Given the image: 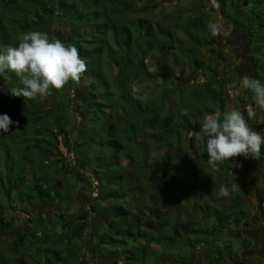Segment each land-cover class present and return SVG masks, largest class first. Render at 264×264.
Returning a JSON list of instances; mask_svg holds the SVG:
<instances>
[{
  "label": "trees",
  "instance_id": "obj_1",
  "mask_svg": "<svg viewBox=\"0 0 264 264\" xmlns=\"http://www.w3.org/2000/svg\"><path fill=\"white\" fill-rule=\"evenodd\" d=\"M214 1L213 12L217 11L219 15L229 19L230 24L246 32L249 41L255 40L264 45V0ZM0 4L8 11L7 16L0 12V38L5 39L8 46H16L21 34L33 30L45 32L50 38L62 39L53 22L60 21L66 26L71 35L69 43L78 49L80 58L89 64L82 77H89V92L81 102L82 106L79 107L81 112L76 117L71 109L68 110L77 120H86L91 116L89 113L97 112L101 118L104 117L107 120L106 124L109 122L112 133L106 136V139L110 138L111 140L103 145L105 147L101 146L104 154L101 155L99 152L92 158L86 156L84 160L79 161L77 156H80L81 142L77 141L75 137H71V131H66L64 125L67 123H63V120L67 119L65 116L58 115L56 119H50L51 125L55 122L53 131H48L46 125L43 128L38 127L37 131L41 134L44 131L48 132V135L52 134V139L56 144L59 143L60 136V142L66 152H69L73 144L76 143L78 147L74 151V164L84 170L88 163L100 165L102 168L101 163H106L110 167L113 165V161H116L117 179L125 180V182L113 180V186L101 189L99 193L103 195L97 193L95 204L90 202L94 208L89 205V209L67 216L64 215V212H59V222L49 219L53 226L58 225L62 231L60 234H56L57 241L61 242L63 246L70 240L82 241L84 244L86 241L84 233L89 228L91 249L96 250L100 255L107 256L113 264H118V261L120 264H148L147 261L155 253L161 252L153 250L152 242L167 249L170 253L168 255L173 261H178L181 264L196 263L195 261L200 257V244L205 246V254L209 256L208 263L210 264H225L234 257L231 241L226 243L222 236H226L224 229L226 231L231 229L228 223L229 218H233V226L238 233H246L249 230L248 220L243 219L242 200L238 198L240 193H247L241 186H238L236 191L231 192L228 197H216L215 202L220 201L221 203H218L222 205L221 207H216L213 203L195 204V212L200 219L213 221V228L211 226L209 230L202 229L197 219L189 220L187 212L179 206L182 200L189 201L187 195L195 194L198 189L195 186L197 164L204 168L203 175L208 179H214L210 170L216 171L217 168L221 169L224 166L220 164L213 169V166L208 163L205 142L203 140L194 142L195 137L187 139L185 134L187 125L193 127L190 118L192 116L196 118L199 115V105L202 102H211L221 111L228 107L225 78L216 77L217 74L210 72L208 79L204 82V87L211 93H208L206 89L199 90L197 83H193L191 86L193 89L191 91L192 98L186 102L188 107L185 108V110L190 109L189 112L181 106H175L170 100L166 102L164 99L166 94L163 96L152 95L148 101L139 99L132 94L129 86L132 80L153 81L158 78L159 71L170 79L174 72L170 67V60L167 58L169 55L175 56V60L172 61L174 68L178 65L180 68L187 65L192 71L196 68H203L204 64L198 57L200 54L198 38L201 40L204 39V36H196L195 32L206 34L202 44L210 46L208 50L210 53L215 52L214 44L218 35L217 32L215 35L211 32V26L214 24L206 21L205 13L183 18L180 13L175 12L173 16L164 15L161 17V21L152 22L147 18H128V14L135 7L132 0H0ZM87 27L90 29L86 32ZM12 30L15 31L12 32ZM180 33L183 35L180 36ZM170 46H178L176 48L178 53L177 51L173 52ZM261 54L263 57L259 58L258 53V56L252 60L255 66L253 78L264 83V50ZM134 57L139 62L129 63L128 61ZM149 59L154 60L155 71L147 70L144 61ZM260 61H262L263 67ZM118 66L119 71L114 75L113 70ZM13 75L14 78H17L15 73ZM69 84L72 85V83ZM214 85L217 87L216 89L213 88ZM75 87H82L81 82ZM212 92L215 93L213 96ZM60 93L55 90L50 96H54L62 105L68 107L69 100L59 99ZM250 93L251 99L249 100L247 95L248 97L242 101L240 108L246 119L248 117L245 106L248 103H255L252 99L253 93ZM241 97L243 98L244 95ZM3 105L4 114L19 122L25 117L36 115L37 118L41 114L34 108L31 100L11 96V88L5 92ZM182 110L184 112H181ZM45 116L49 117V114ZM89 121L94 125L93 128L97 129L102 122L98 117L89 119ZM253 121L248 120L250 123ZM21 126L19 129H22ZM133 129L137 136L135 144L129 139L128 132ZM96 132L97 130L94 131V133ZM260 133L264 136V129ZM45 140L49 141V139ZM109 148L108 152L106 149L109 150ZM76 152H78L77 155ZM91 152L94 153V151ZM111 156L116 160H113ZM123 159H127L126 164L123 163ZM254 159L260 166L264 165V146L261 148L260 158ZM65 164L63 163L59 168L69 172L64 166ZM55 167L54 171H57V165ZM72 171L73 169L69 173ZM92 173L94 178H98L95 179L99 181H97L98 183L108 184L110 177L108 178L106 173L103 174L99 166H97V170L92 169ZM24 178L22 175H15L14 181L17 186L10 188L9 193L12 190L15 191L18 185L22 187ZM53 178V182L47 184L48 186H43L41 183L33 184V194H26L32 209L38 210L41 205L56 199L60 201L57 209L61 211L64 204H69L72 201L73 198L64 192L66 188L63 180L59 177V171ZM144 181L148 184L147 186ZM164 192L173 194V199L170 197L172 204L169 206L164 204L161 207L162 193ZM175 193H177L176 196ZM23 194L25 193L19 192L20 198H23ZM5 196L7 197L8 194ZM35 196L37 198L34 199ZM225 198L229 199V201H225L228 206L225 205L226 203H222L223 199L226 200ZM108 204H110L109 207H107ZM257 204L260 213L264 214L262 207L264 197H260ZM168 207L170 211L167 209ZM2 209L3 206H0V211ZM7 210L9 211V209ZM4 215L0 213V223L4 231H9L13 224L8 219V214H6L7 218ZM41 217L43 218L40 215ZM103 222L107 224L106 231L110 230L113 233L108 234L109 237L106 239L100 238L104 240L101 249L100 244L92 238L95 230L98 237L107 235V232L100 233L97 229V226L101 227L98 224ZM216 231H218L217 235H214L211 240L206 239V235L212 236L211 234ZM49 234L51 233L44 232L42 238H39L34 233L31 237L39 238L41 243L49 239ZM218 234L222 239L218 238ZM25 236V234H19L20 242L16 243L19 248L24 247ZM141 238L144 239V243L140 242ZM240 238L244 243L243 246L247 249L251 241L246 235ZM181 239L182 242H180ZM220 241L224 249H220L219 245L216 246L215 242L219 243ZM129 243L131 246H128ZM38 248L39 250L36 249V251L42 255L52 252L56 261H64V257L49 245H41ZM80 259V263H85L82 258ZM12 260L11 264L29 263L22 255L14 256ZM255 260L251 256H246L236 263L261 264ZM9 261L0 255V262L8 264ZM56 261L47 260L42 264H55ZM36 263L41 264L40 261H36Z\"/></svg>",
  "mask_w": 264,
  "mask_h": 264
},
{
  "label": "rangeland",
  "instance_id": "obj_2",
  "mask_svg": "<svg viewBox=\"0 0 264 264\" xmlns=\"http://www.w3.org/2000/svg\"><path fill=\"white\" fill-rule=\"evenodd\" d=\"M132 3L135 7L133 8L134 10L128 14V18L130 19L141 17L155 22L161 21V17L164 15L173 16L175 12L180 13L183 18L194 16L198 13H205L207 17L206 21L210 24L213 23L217 29L216 32L218 33L216 43L214 44V47L216 48L214 51L216 53H210L208 51L210 46L207 44H202L204 43L203 41L205 40L206 34L199 31L195 32L196 36H204V39L199 40L200 38H198V50L200 52L198 57L204 64V67H208L207 69L203 67L200 69L196 68L192 71L187 65L183 66V68H180V65L174 68L172 61L175 60V56L169 55L167 58H169L170 67L173 68L174 72L171 78L169 79L166 74L159 71L158 78L153 81H130L129 86L132 90V94L135 97L144 101H148L152 95L155 96L158 94L163 96L166 94L164 97L166 102L167 100H170L175 106H181L185 110V108L188 107L186 102L192 98L191 91L193 89L191 86L193 83H197L199 90H205L206 88L204 87V82L206 79H208L210 72L211 74L214 72L217 74L216 77L225 78V94L227 105L236 106L240 110L242 101L251 95L250 91H241L239 93L236 91L239 88L240 78L244 75L254 77L255 66L252 60L258 56V53L259 58L263 57L261 54L264 50L263 44L257 43L255 40L249 41L246 32H244L241 28L230 24V20L219 15L217 11L213 12L215 6L214 0H132ZM0 12L4 16H7L8 11L4 6H2V4H0ZM53 23L57 28L56 31L59 36L66 43H69L71 40V35L66 26L60 21ZM89 29L90 27H87L85 29L86 32L89 31ZM14 31L15 30H12V32ZM182 35L183 33H180V36ZM7 44L8 43L5 39L0 38V50H2L5 46H8ZM170 48L173 50V52L177 51L178 53V50L176 49L178 46H170ZM154 54L156 55V52H154ZM135 61L139 62L135 57L128 62L133 63ZM144 62L147 65V70H156L153 65L154 60L151 61L149 59ZM260 64L262 65V61H260ZM87 65L89 64L87 63ZM118 71L119 66L114 68L113 74H117ZM9 76L11 77L10 80H4L2 77H0V115H4L5 113L3 110V104L6 90L15 86H21L19 85L18 77L14 78L13 73H9ZM88 79L89 77H84L81 79L82 87L80 88L75 87V84H68L63 90L60 91L61 97H59V99L62 98L63 100H69V108L67 105H62L58 100H56L57 98H54V96L49 95L43 99L37 97L32 99L31 102L34 105V108L41 112L39 117L36 118V115L29 116L25 117L24 120L19 122L9 116L12 121L17 123L12 126L10 131L0 133V206H3V209L0 211V213L5 214L4 216L8 214V219L11 220L13 224L9 231H4L0 223V255L10 260L8 264H11L13 261L12 258L14 256L17 257V255L24 256V258H26L29 262L28 264H37L36 261H40L41 264L47 260L56 261L52 252L46 254L43 253L42 255V253L36 251V249L39 250L38 247L41 245H49L52 248H55L57 253L64 257L63 262L56 261L55 264H113L107 256L100 255L96 250L91 249L92 243L90 239L89 228H87L84 233V236L86 237L84 244L82 241L70 240L68 244L65 243L63 246L61 242L57 241L56 236V234H60L62 232L60 227L58 225H56L57 227L53 226L49 221V219H53L56 222H59V212H64V215L67 216L71 213L77 214L80 211L89 209V205L93 207L98 194L103 195L99 193L101 189L113 186L112 184L114 181L125 182V180L117 179L118 173L115 171L117 170L118 166L116 167V161H113L114 163L112 162L113 165L110 167H108L106 163H101L102 168L100 165L88 163V166H86V169L84 170L74 164V151L78 147L76 143L73 144L72 149L69 152H66L65 148L60 142V136L58 139L59 143L56 144L55 140L52 139V134L48 135V132L46 131L42 132L41 134L39 131H37L38 127L43 128L45 125L46 128L49 129L48 131H53L55 128V122L53 125H51L50 119H56L58 115L65 116L67 119L63 120V123H67L64 125L66 126V131H71V137H75L77 141L81 142L79 148L80 156H77V160H84L86 156H90V158H92V156L99 154V152L101 155L104 154L101 146L105 145L106 142L111 140L110 138L106 139V136L112 133V130H110L111 128L109 127V122L106 124L107 120L104 119V117L101 118L100 114H97V112L89 113L91 116L86 120L80 119V121L79 119L77 120V118H74V116L77 117L78 114H80L81 111L79 107L82 106L81 102L84 100V97L88 96ZM213 88L216 89L217 87L214 85ZM54 91V89L50 90L51 93H54ZM206 91L211 93L207 89ZM214 92H212V96L215 94ZM241 95H244V97L242 98ZM250 99L251 98L249 96V100ZM76 106H78L77 109ZM250 107L255 110L256 119L252 123L248 121L247 122L254 131L260 133L261 130L264 129V110H261L259 107H257L255 103H248L245 106V110H248ZM68 109L73 111L74 116L71 115V111ZM215 109H217L215 104L211 102H202V104L199 105V115L196 118L194 116L190 118V122L193 124V127H189L188 125L186 126L185 138H189V130L199 131V124L202 122L204 116L211 113ZM184 110L181 112H184ZM185 111L189 112L190 109ZM47 114H49V117L45 116ZM97 117L102 121L101 126L98 129L95 127L93 128L94 125H92V123L89 121V119L92 120L96 119ZM18 123H21L22 126ZM18 125L21 126L22 129H19L20 127ZM17 126L18 129H16ZM96 130L97 132L94 133ZM128 132L130 136L129 139H131V141H133L135 144L137 136L135 135L134 129ZM45 139H49V141ZM199 141L200 140H197L196 138L194 139V142ZM150 149L153 150V148ZM106 150L109 152L110 148L109 150ZM91 151H94V153ZM89 152L91 153L89 154ZM77 153L78 152H76V155ZM112 158L113 160H116L114 157ZM63 163L67 164L64 166L69 170V172L71 169H73V171L69 173L67 170H62V168H59L60 166L62 167ZM123 163L126 164L127 159H123ZM222 164L224 166L221 169L217 168L216 171L210 170V174H212L214 179H208L206 176H204L202 172L204 168L197 164L198 169L195 186L198 189L195 194H188L187 199L189 201L182 200L181 205L179 206L183 209V211L187 212L189 215V220L193 221L197 219L202 229L209 230L211 226L213 228V221H211V223L209 220L204 221L200 219L199 215H196L195 204L199 203L202 205L204 203H213L214 206L221 207L222 205L218 203L220 201L217 203L215 202L217 199L216 197L221 198V196L218 195L220 186L225 185L231 187L232 184L237 183L238 186H241L243 190L247 192L246 194L240 193L238 198L242 200L241 206L243 209V219L248 220L250 227L246 233H238L235 226H233V218H229L228 223L231 226V229L228 231L224 229L226 236L224 235L222 237L226 243H230L231 241V247L235 256L230 258L227 262H225V264H237L236 262L239 259H242L246 256H251L254 258V260L256 259V262L264 264V214H262V212L260 213L257 204V200L260 197H264V165L260 166L251 156L247 158L240 156L233 161L227 160ZM55 165L58 167L57 171H54L56 169ZM97 166H99L100 171L103 174L106 173L108 178L110 177L108 179L109 185H105L104 183L100 184L98 183V180H95L98 178H94L92 169L97 170ZM213 169L215 168L213 167ZM58 171L59 177L63 180V184L66 188L64 192L65 194L68 193L69 196L73 198L72 201H70L69 204H64L61 211H59L57 206L60 204V201H57L53 196L55 200L41 205L38 210L32 209L31 205L29 204L30 200L26 194H33L32 186L35 183H41L43 186H48L53 182V177L58 174ZM205 173L207 174V172ZM15 175H22L25 177L24 185L22 187H19L18 185L15 191L12 190L9 193L10 188L17 186L15 185L14 181ZM104 181L107 182V180ZM144 184L145 186L148 185L145 181ZM19 192L25 193L23 194V198H20ZM7 194L8 196L6 197L5 195ZM172 195L173 194L166 192L162 193L163 200L161 202V207L164 206V204L167 206L172 204L170 202V197L172 198ZM174 195L176 196L177 193ZM35 198L37 197L35 196L34 199ZM225 199L226 200L223 199L222 203H226L225 205L228 206V203L225 201H229V199ZM90 202H93V204ZM123 202H125V200H123ZM110 204H108L107 207H109ZM262 207L264 208V205H262ZM7 209H9V211ZM167 209L170 211L169 207ZM38 211H40V214L44 216L43 218L41 217L42 219L40 218ZM95 225L97 224L95 223ZM98 225H101V227L97 226L99 232H107V235H99L98 237V234H96L95 230V234L92 239L99 243L102 249L103 247L101 245L103 243L102 241L104 240H101L100 238L106 239L109 237L108 234L113 232L110 230L106 231L107 224L104 222ZM44 232L51 233L49 234L50 240L48 239L47 241L40 243L39 238H42V234ZM34 233H36V236H39L38 239L31 237V235ZM217 233L218 231L211 234L212 236L206 235V239L208 238L211 240L214 235H217ZM19 234L26 235L23 248H19L16 245V243L20 242ZM244 235H246L251 241L250 246L247 249L243 246L244 243L241 240L242 238H240ZM220 237L221 236L218 234V238L222 239ZM140 242L144 243L145 241L143 238H141ZM180 242H182V239ZM215 244L216 246L219 245L220 249H224V246H221V241L219 243L215 242ZM151 245L153 250H160L161 252L155 253L152 258L147 261L148 264H181L178 261L174 262L173 259L168 255L170 253L167 251V249H163L160 244L152 242ZM128 246H131L130 243ZM206 246L209 247V245ZM199 248L201 249L200 257L195 261V264H210L208 263L209 256L205 254V246L203 247V245L200 244ZM80 258H82L85 263H80ZM0 264L4 263L0 262ZM118 264H120V261H118Z\"/></svg>",
  "mask_w": 264,
  "mask_h": 264
},
{
  "label": "clouds",
  "instance_id": "obj_3",
  "mask_svg": "<svg viewBox=\"0 0 264 264\" xmlns=\"http://www.w3.org/2000/svg\"><path fill=\"white\" fill-rule=\"evenodd\" d=\"M213 35L216 27L211 26ZM87 71V63L80 58L78 49L59 38H50L41 31H29L18 37L16 46H5L0 50V77L10 80L9 73H15L19 85L11 88V96L28 100L37 97L46 98L50 90H63L69 83L79 85ZM250 91L255 105L264 110V83L244 75L240 78L236 90ZM246 120L236 106H228L223 111L219 108L206 114L199 124V131L189 130V138L203 140L209 165L217 167L227 160L237 157L260 158L264 146V136L254 131L248 120H255L256 112L251 107L247 110ZM17 123L7 114L0 115V133L8 132ZM237 183L231 187L221 185L218 195L228 197L236 191Z\"/></svg>",
  "mask_w": 264,
  "mask_h": 264
},
{
  "label": "crops",
  "instance_id": "obj_4",
  "mask_svg": "<svg viewBox=\"0 0 264 264\" xmlns=\"http://www.w3.org/2000/svg\"><path fill=\"white\" fill-rule=\"evenodd\" d=\"M39 212V213H38ZM37 213L39 214V215H41V216H43L42 214H40V211H38ZM44 217V216H43Z\"/></svg>",
  "mask_w": 264,
  "mask_h": 264
}]
</instances>
